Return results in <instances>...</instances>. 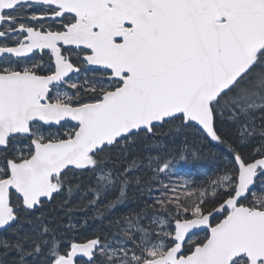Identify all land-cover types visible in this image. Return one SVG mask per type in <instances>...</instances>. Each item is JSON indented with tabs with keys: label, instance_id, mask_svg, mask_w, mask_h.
Returning <instances> with one entry per match:
<instances>
[{
	"label": "snow or ice",
	"instance_id": "6c2138e0",
	"mask_svg": "<svg viewBox=\"0 0 264 264\" xmlns=\"http://www.w3.org/2000/svg\"><path fill=\"white\" fill-rule=\"evenodd\" d=\"M0 264H264V0H0Z\"/></svg>",
	"mask_w": 264,
	"mask_h": 264
},
{
	"label": "trees",
	"instance_id": "16d2710c",
	"mask_svg": "<svg viewBox=\"0 0 264 264\" xmlns=\"http://www.w3.org/2000/svg\"><path fill=\"white\" fill-rule=\"evenodd\" d=\"M204 163H209V162H204ZM193 167H195V165ZM193 175H196V173L194 172Z\"/></svg>",
	"mask_w": 264,
	"mask_h": 264
}]
</instances>
